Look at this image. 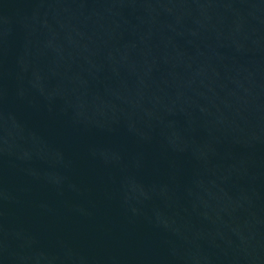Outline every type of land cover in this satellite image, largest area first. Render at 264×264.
Here are the masks:
<instances>
[{
	"label": "water",
	"instance_id": "obj_1",
	"mask_svg": "<svg viewBox=\"0 0 264 264\" xmlns=\"http://www.w3.org/2000/svg\"><path fill=\"white\" fill-rule=\"evenodd\" d=\"M0 264H264V0H0Z\"/></svg>",
	"mask_w": 264,
	"mask_h": 264
}]
</instances>
